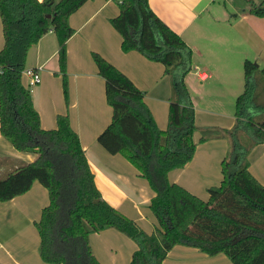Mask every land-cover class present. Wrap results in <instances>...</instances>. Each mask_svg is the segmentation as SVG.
<instances>
[{"label":"trees","instance_id":"1","mask_svg":"<svg viewBox=\"0 0 264 264\" xmlns=\"http://www.w3.org/2000/svg\"><path fill=\"white\" fill-rule=\"evenodd\" d=\"M88 1L0 0V132L17 151L36 155L0 180V202L25 194L35 182L48 190L49 204L36 226L41 256L49 264H103L93 254L89 236L109 227L137 243L130 264H165L177 245L209 256L225 254L233 264H264V184L251 172L245 151L239 152L242 130L250 135L251 145L264 144V68L259 71L253 61L245 60V88L236 99L234 128L201 130L202 142L225 138L233 144L222 162L220 184L209 187V198L203 199L169 179V173L185 168L196 151L195 110L185 84L193 51L152 10L149 0H114L120 12L111 22L122 37V49L162 63L165 74L175 77L169 125L161 130L146 93L100 53H92L113 110L98 141L148 180L153 192L149 207L156 220L155 230L148 233L103 199L69 115H57L54 129L41 126L24 81L28 51L50 32L58 38L65 72L67 42L75 34L69 20ZM250 13L264 17V3L252 6ZM254 112L261 117L255 118ZM162 133L167 137L164 145Z\"/></svg>","mask_w":264,"mask_h":264},{"label":"crops","instance_id":"2","mask_svg":"<svg viewBox=\"0 0 264 264\" xmlns=\"http://www.w3.org/2000/svg\"><path fill=\"white\" fill-rule=\"evenodd\" d=\"M217 2L218 0H149L152 10L171 29L177 32L192 49L193 61H203L206 69L197 70L201 82H207L214 78L213 71L216 69L215 64L217 61L230 67V61L232 60L228 56L237 55L238 60L243 61V59H249L245 57L246 55L254 60V57L259 58L258 50L264 48V17L250 13L251 7L241 13L229 15V10L225 9L224 11L223 9L222 12L219 9L222 5ZM88 3L89 1L70 17V25L78 31L101 13L107 4V2L102 3L101 0L90 5H87ZM1 30L0 18V33ZM50 34L54 33L50 32ZM73 40L69 43V52L75 48L79 56L84 59L87 58L89 52L100 53L93 51L94 48L88 42L83 44L81 42L73 43ZM110 43L113 51H117V45L119 47V44H122V37L119 39V37L117 38L112 34ZM3 44L0 41V48ZM38 52L41 53V51ZM56 54L57 51H54L50 58L56 57ZM100 54L106 58L102 53ZM105 55L109 62L120 69L138 88L146 93L137 82V75L132 69L126 68L107 54ZM46 62L32 68L42 67ZM196 67L198 66L196 65ZM260 76L261 74L258 72L257 77ZM43 87H39L38 91H42ZM37 96L38 93L33 95V101L40 115L41 126L44 129L56 128L57 115L67 113L63 112L61 106H52L46 110L45 107L38 104ZM81 103V101H77L76 110H70L69 112L71 126L79 134L81 144L95 173L96 185L103 199L118 211H124L134 205L135 202L129 198H127V201L120 199L118 192L126 196L124 187L128 184L129 187L126 189L129 193H132L133 188L131 187L133 183L137 184L136 179L140 174L121 155H111L100 145L98 137L111 122L105 126L93 119L90 116L92 114L89 109ZM152 115L155 117L153 112ZM154 119L158 122L156 118ZM257 146L258 148H264V144ZM260 150L262 152L258 161L260 165H263L262 168L257 172L252 168L254 164H249L253 175L264 184L262 179L264 177V149ZM35 159L36 155L33 153L17 151L9 141L2 137L0 132V177L7 176L12 170L23 164L31 163ZM206 174L207 172L203 169L198 172L192 169L188 171L186 166L182 169L172 170L169 173V179L171 182L178 183L197 195V189L201 186L199 176ZM152 196L153 193L150 197L144 198L140 204L144 203L150 206ZM49 200L48 190L39 182H35L25 194L7 202H0V264H49L41 256V239L36 226V223L40 220L42 210L49 204ZM136 222L139 224L138 221ZM93 234H91V248L93 254L103 264H129L132 254L138 249V245L133 239L114 228L109 227ZM99 238L102 239L103 243L98 242ZM206 256L207 254L197 248L177 245L169 252L165 264H213V258ZM220 256L214 258L223 263L225 259Z\"/></svg>","mask_w":264,"mask_h":264},{"label":"rangeland","instance_id":"3","mask_svg":"<svg viewBox=\"0 0 264 264\" xmlns=\"http://www.w3.org/2000/svg\"><path fill=\"white\" fill-rule=\"evenodd\" d=\"M97 1L89 0L87 5L97 3ZM101 1L102 3L107 2L104 10L90 20L81 30L74 29L75 34L67 42L66 67L64 72L66 73V77L60 65L58 38L55 34L48 33L30 48L26 59V69L40 66L47 61L44 66L39 67L41 68L40 77L42 83L40 85H30V79L24 76L25 83L30 88L32 96L38 93L36 100L46 110L52 106H61L63 112L69 115L70 110H76L77 101H81V104L89 109L92 114L90 116L106 126L112 121L113 110L106 98L105 80L99 74L98 66L94 61L93 55L89 52L87 58L84 59L79 56L75 48L69 52V43L73 39V43L81 42L83 44L88 42L94 48L93 51L102 53L106 58L107 56L105 54H107L118 63L135 72L137 82L147 93L146 101L154 113V118L158 120L156 122L157 126L161 130H166L170 121V103L173 96L174 75H166L165 67L162 63L149 60L136 50L124 51L121 43L119 47L117 45V51H113L110 43L111 35L114 34L119 39L121 35L113 27L111 19L119 14L120 6L114 0ZM217 3H221L222 7L219 9L222 12L223 9L224 11L228 9V14L234 15L238 12L241 13L243 10L248 9V7L252 8L254 5H261L264 3V0H218ZM2 30L0 33V41L4 43ZM38 51H41V53ZM54 51H57L56 57L50 58ZM258 55L259 58L254 57V60H251V57L246 55L245 57L253 61V64H260L258 69L262 70L264 68V48L258 50ZM228 58L232 60L230 61V67L217 61L215 64L216 69L213 71L215 76L207 82H201L197 73L198 69H206L201 60L199 62L193 61L191 71L185 77L189 100L192 102L195 110V125L197 128L194 133L196 143L195 155L187 167L188 171L192 169L198 172L203 169L207 172L206 175L199 176L201 186L198 187V192L195 191L203 199L209 198L208 187L220 184L221 178L223 177L222 162L231 153L233 144L230 139L225 138H210L202 142L200 140L202 135L201 130L234 128L236 124V97L240 93L242 94L245 88L243 69L245 60H238L239 57L237 55H230ZM41 86H44L43 90L38 91V88ZM254 117L260 118L261 113L254 112ZM240 132L239 140L242 147L239 148V152L245 151L244 155L246 160L250 164H254L252 168L258 172L263 166L258 161L262 152L260 149L264 148L251 145L250 135L244 130ZM166 141V134L162 133L160 135V144L164 145ZM123 159L126 158L123 157ZM4 178L6 176L0 177V180ZM262 179L264 180V177ZM136 181L137 184L133 183L131 187L133 188L132 193H129L126 189L129 187L128 184L124 187V194L126 196L118 192L120 199L127 201V198H129L135 202L130 208L124 211L120 210L119 212L127 218L138 221L139 226L147 232H152L156 220L150 210L149 204H140V202L144 198L150 197L153 192L145 177L139 175ZM85 226L88 227L86 223ZM91 234L89 240L92 246ZM98 242L103 243L101 238H99ZM218 256L220 254L215 256L207 255L206 257L213 258V264H233L225 254L220 256L225 259L223 263L215 260L216 258L214 257Z\"/></svg>","mask_w":264,"mask_h":264},{"label":"built area","instance_id":"4","mask_svg":"<svg viewBox=\"0 0 264 264\" xmlns=\"http://www.w3.org/2000/svg\"><path fill=\"white\" fill-rule=\"evenodd\" d=\"M40 69L41 68H30L24 70L23 76H26L30 79V85H38L41 83Z\"/></svg>","mask_w":264,"mask_h":264},{"label":"water","instance_id":"5","mask_svg":"<svg viewBox=\"0 0 264 264\" xmlns=\"http://www.w3.org/2000/svg\"><path fill=\"white\" fill-rule=\"evenodd\" d=\"M48 17L50 18V16H48ZM255 65H256L257 67H259V65H258L257 63H256Z\"/></svg>","mask_w":264,"mask_h":264}]
</instances>
